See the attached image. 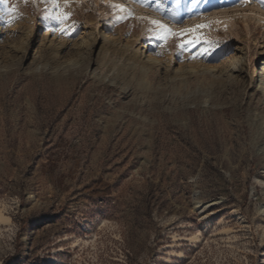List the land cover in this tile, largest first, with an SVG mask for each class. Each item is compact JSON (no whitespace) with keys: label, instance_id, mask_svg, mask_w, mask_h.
<instances>
[{"label":"rangeland","instance_id":"rangeland-1","mask_svg":"<svg viewBox=\"0 0 264 264\" xmlns=\"http://www.w3.org/2000/svg\"><path fill=\"white\" fill-rule=\"evenodd\" d=\"M215 1L0 4V264H264V2Z\"/></svg>","mask_w":264,"mask_h":264},{"label":"bare ground","instance_id":"bare-ground-1","mask_svg":"<svg viewBox=\"0 0 264 264\" xmlns=\"http://www.w3.org/2000/svg\"><path fill=\"white\" fill-rule=\"evenodd\" d=\"M190 1L191 0H189V2ZM194 1H198V0H192V2H194ZM201 2H203V4L206 3V6H207V8L210 11L208 15H209V17H211L213 19V21L215 23H217L218 25H223V26H231L233 19L230 18L223 9H220V6L218 5V3L215 0H201ZM252 5H253L254 9H259L260 8V9H262L264 11V8L263 7H259V5L257 3L252 2ZM230 8H232V7H230ZM207 17L208 16L191 17L192 18L191 20L194 23L197 22V21L200 22V23H203L206 20H208ZM0 218H2L1 215H0Z\"/></svg>","mask_w":264,"mask_h":264},{"label":"snow or ice","instance_id":"snow-or-ice-1","mask_svg":"<svg viewBox=\"0 0 264 264\" xmlns=\"http://www.w3.org/2000/svg\"><path fill=\"white\" fill-rule=\"evenodd\" d=\"M262 2H264V0H262ZM2 3H7V0H0V4H2ZM10 11H12V10H10ZM198 27H204V26H198ZM189 31L191 32L194 30H189ZM180 35L182 37V43L179 44L178 47L181 49H183L187 45H193V44H196L199 42L198 37L193 36L191 39H187V38H184L186 34H180Z\"/></svg>","mask_w":264,"mask_h":264}]
</instances>
